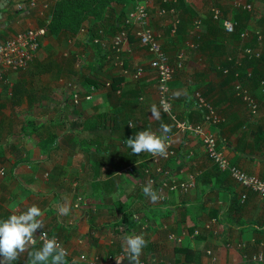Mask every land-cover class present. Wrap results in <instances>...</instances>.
I'll use <instances>...</instances> for the list:
<instances>
[{
  "label": "crops",
  "instance_id": "1",
  "mask_svg": "<svg viewBox=\"0 0 264 264\" xmlns=\"http://www.w3.org/2000/svg\"><path fill=\"white\" fill-rule=\"evenodd\" d=\"M43 1L32 6L30 0H0V42L44 25L49 10ZM252 1L256 5L261 0ZM160 5L148 2L150 23L174 64L187 45L193 47L188 37H200L185 30L180 38L173 32L172 14L159 15ZM132 7L130 3L128 13ZM263 11L245 24L264 32ZM184 16L188 18V12ZM92 24L89 19L75 35H44L30 65L8 72L0 81V219L13 209L37 205L44 222L37 232L47 230L60 237L68 250L67 264H118L117 257L124 255L123 237L132 233L143 234L147 241L140 260L149 264H244L246 253L264 250V197L219 170L201 139L179 132L161 111L152 56L138 38H131L127 51L133 46L134 52L120 65L111 37L90 40ZM199 48L194 49L197 57L210 62L206 68H195V53H185V66L172 82L175 112L203 123L194 95L205 83L204 92L211 90V99L221 103L217 107L224 117L218 130L222 149L231 162L264 179V98L259 86L253 92L261 100V111L254 115L241 100L226 94L228 86L222 85L225 79L217 71L218 49ZM139 66L144 72L136 77ZM204 70L219 78L205 79ZM118 77L115 90L107 83ZM76 93L81 98L77 105ZM152 104L159 109V119L151 114ZM162 123L171 128L167 135L177 154L163 159L158 171L151 154L133 155L125 141L134 129L159 135ZM152 176L177 183L192 178L195 185L188 192L171 191L165 202H152L143 194ZM65 203L70 212L60 215L58 207ZM120 264L129 261L124 258Z\"/></svg>",
  "mask_w": 264,
  "mask_h": 264
},
{
  "label": "built area",
  "instance_id": "2",
  "mask_svg": "<svg viewBox=\"0 0 264 264\" xmlns=\"http://www.w3.org/2000/svg\"><path fill=\"white\" fill-rule=\"evenodd\" d=\"M61 0H44L43 8L50 10L52 5H55ZM179 0H133L132 9L127 14L125 24L117 33L111 38L112 48L119 54L118 61L120 65H124V60L121 58V54L125 49L129 48L131 42V36L139 39L140 43L147 49L152 56L150 60V66L157 72L158 77V94H159V108L165 114H167L175 124L176 129L182 133H190L198 136L203 146L205 147L207 157L215 164L219 170L228 171L232 178L243 188L257 192L261 197H264V179L258 178L251 173H248L245 169L231 163L229 157L224 152L220 145L219 140V126L223 122L224 118L220 114L218 108L214 102L205 97L202 92L197 91L194 95L195 106L200 111L203 123H194L188 118H179L174 109V94L172 90V82L175 74L178 70L183 69L187 56L184 52H180L177 56L176 62H171L170 56L164 49L160 35L151 25V13L148 7V2L161 4L158 10L159 15H171L174 17L173 32H176V26L180 23V17L178 16V10L175 5L172 7H166V4H176ZM214 2V0H213ZM30 5L35 6L36 0H30ZM231 4L234 10H245L248 12H254L255 2L252 0H231ZM212 17L214 21L223 25L227 33L235 31L238 25L237 20L234 17V11L227 13L219 6L214 4L211 9ZM264 19V11L260 15ZM51 16L47 18V23L50 21ZM203 19L204 15L200 14L195 17L194 25L196 33L200 37L203 31ZM47 33L46 26L31 28L27 31L17 33L8 39L0 42V81L6 79V74L10 71L25 70L30 63L36 58L37 52L40 48V40ZM256 42V46H253V42ZM264 43V32L260 29H252L250 27L245 28L241 33V42L239 49L235 55L228 56L229 63H232V67L238 68L244 65L246 59H252L254 57H262ZM190 45L198 47L199 44L195 41H191ZM223 73L228 74L231 71V67H222ZM144 72V67L139 66L135 70V76L138 77ZM252 69H248V75L251 76ZM235 80L233 81L236 86V94L241 98L243 104L254 115H257L261 111L260 98L246 86H243L240 81L239 71L235 72ZM110 85V83H107ZM261 97L264 98V80L259 85ZM76 103H79V96L76 94ZM164 102L162 105L161 102ZM211 127L216 129L213 130ZM168 148L167 155L164 157H153L152 161L158 166L157 170L161 171L160 163L163 159L171 158L177 154L176 148L173 146L170 135L166 137ZM129 170H133V166L128 167ZM4 172H2L3 174ZM153 184V188L157 191L159 199L156 202H165L169 197L171 191L180 190L181 192H188L195 185V181L191 178L182 182H172L166 180H158L153 176L149 180ZM246 198V194L243 195ZM19 211V210H18ZM216 222V219L207 223V227L211 228L212 224ZM46 234L48 238L55 237L56 240L63 246L68 255V250L64 247L60 237L52 235L47 230L38 231L35 235L36 243L42 244V234ZM199 231L196 230L195 233ZM178 242H181L182 237H175ZM211 253V251H208ZM84 257V256H82ZM244 264H258L264 262V250H260L255 253H246L243 257ZM140 264H149L145 260H140Z\"/></svg>",
  "mask_w": 264,
  "mask_h": 264
},
{
  "label": "trees",
  "instance_id": "3",
  "mask_svg": "<svg viewBox=\"0 0 264 264\" xmlns=\"http://www.w3.org/2000/svg\"><path fill=\"white\" fill-rule=\"evenodd\" d=\"M132 1L133 0H61L52 7L50 22L46 24L48 30L47 34L55 35L59 33H69L75 35L83 29L85 23L89 19H93V24L89 26L88 29L91 35L90 40L93 41V39L97 37L106 39L108 37L114 36L117 33V31H119L122 28V26L125 24L128 14V6L130 3H132ZM214 4L219 5L224 10L225 13L229 12V10H227L226 7L220 5L215 0L214 2L213 0H211V5L208 11L204 12L206 17H204L203 19V31L200 34V38L196 37V40L197 43L200 45L199 50L201 51H206L210 48L218 49V51L221 54L220 55L221 57L219 60L220 62L217 64L218 65L217 71L219 73V76L225 79L224 81L225 83L222 85L228 86V91L226 92V94L229 97L238 98L239 100H241V98H239L236 94L237 90L233 82L236 78L235 72L239 71L240 73L239 78L243 86H246L251 91H253L256 87L258 88L261 81L264 80L263 69H262L264 68V50L262 57L260 58L254 57L252 59H246L243 66L238 68L232 67V63H229L228 61V56L234 55L237 49H239L240 46L239 44L241 42V33L245 28L248 27L249 24L246 25L245 22H248V20L252 16V13L245 10H237L234 13V17L237 20L238 25L236 26L234 32L227 33L223 25L214 21L212 17L211 9L212 7H214ZM173 5L175 6L180 5L182 6L185 12H188V18H185L184 16L185 13L182 12L180 16V23L175 25L177 35L181 38L185 30L192 33L196 32L194 20L192 22V18L194 17L193 19H195V17L199 15L195 13L196 10L191 5L190 6L185 5V2L183 0H179L178 3L176 4H167L169 8L172 7ZM186 19H191V21H187ZM132 37L133 36H131V38ZM252 44L253 46H256L255 41ZM229 66L231 67V71L228 74H224L222 67H229ZM249 68L252 69L251 76L248 75ZM120 80L121 79H119L118 77L115 79L114 82L112 83L109 82V83L110 85L112 84L113 88L116 90L118 89V84L120 83ZM104 83L106 84L107 82ZM210 91L211 90L204 92L203 95L210 99L209 96ZM13 94L15 95V91ZM76 94L79 96V103H80L81 101L80 94L79 93ZM75 100L76 97L74 98V104L76 105L79 104L76 103ZM194 102H195V97H194ZM213 102L216 105V107L220 103V101L216 99ZM196 109L198 110V108ZM198 112L200 114L199 110ZM104 116L105 114L101 115V117ZM216 129L214 128L213 130L216 131ZM133 132L135 133L136 129H134ZM231 163L237 165L233 162ZM108 185L109 184H105L102 186L107 188L109 187ZM194 231L196 232V230ZM40 247H42V244L37 243L33 247H31L29 251L39 249ZM185 251H187V249ZM24 254H25L24 258H22L23 255H21L20 258L16 261H13L12 264H27L29 258L27 253ZM65 259L68 260V257L66 256Z\"/></svg>",
  "mask_w": 264,
  "mask_h": 264
},
{
  "label": "clouds",
  "instance_id": "4",
  "mask_svg": "<svg viewBox=\"0 0 264 264\" xmlns=\"http://www.w3.org/2000/svg\"><path fill=\"white\" fill-rule=\"evenodd\" d=\"M51 10L52 8L49 10L47 18L51 15ZM48 23L46 19L42 26H46ZM161 103L164 104L163 101ZM150 111L154 119H159L160 112L156 104L150 106ZM129 126L131 127V125ZM170 132L171 128L162 123L159 135L151 130L135 132L125 141V144L131 149L133 155L149 153L153 157H164L167 155L169 146L166 137ZM143 194L152 202H156L160 198L150 181L143 186ZM69 212L70 207L67 203L59 205L58 213L60 215H68ZM42 216V210L33 204L24 211L13 209L7 218L0 219V264H12L24 253H27L29 258L27 264H67L65 259L67 253L63 246L55 237L48 238L42 232V247L29 251L36 243L37 230L44 228ZM146 245L147 241L143 234L125 235L123 237L124 255L117 257L118 264L124 258H127L129 264H140V256Z\"/></svg>",
  "mask_w": 264,
  "mask_h": 264
},
{
  "label": "rangeland",
  "instance_id": "5",
  "mask_svg": "<svg viewBox=\"0 0 264 264\" xmlns=\"http://www.w3.org/2000/svg\"><path fill=\"white\" fill-rule=\"evenodd\" d=\"M190 3V5L191 6H195V8H197V10H200V12L201 13H203V12H207L208 11V9H209V7H210V5H211V0H188ZM215 1H218V3H219V1L220 0H215ZM264 1V0H263ZM262 0L259 2H256V5H255V10H254V12H252V16H251V18L253 17L254 18V16H256L257 14H259L260 13V11H262L263 9H264V2H263ZM203 3H205V5H204V7H202L201 8V6L203 5ZM220 5H223L224 7H226V9L227 10H229V11H234V13L237 11V10H234L233 9V7H232V4H231V0H221L220 1V3H219ZM177 8V10L180 12V16H181V13L183 12V13H187V12H185L184 11V9L182 10V8L181 7H176ZM150 13H151V11H150ZM196 13V12H195ZM152 14V13H151ZM204 15V14H203ZM154 18V16H152V19ZM194 18V17H193ZM192 18V22H193V19ZM168 19V18H167ZM253 20V19H252ZM172 27V26H171ZM258 28V27H257ZM171 29V28H170ZM188 38H191V41H195V42H197V40H196V37L194 36V34L193 35H191L190 37H188ZM190 41V40H189ZM187 47H189V48H191V49H188ZM187 47H186V49L185 50H183L184 51V53H190L191 52V54L192 53H195V54H193L192 56H193V60L195 61V63H196V66H195V68H206L205 66H206V64H209V62H210V60H208V58H203V57H201V56H199V57H197V54H196V52H194L195 50L194 49H196V48H198V47H190L189 45H187ZM192 49H193V51H192ZM237 51H238V49H237ZM237 51L235 52V54L237 53ZM132 52H134V48H133V46H131V50L130 51H127V49L124 51V53H123V57H122V59H124V62H127L128 60H129V56H130V54H132ZM234 54V55H235ZM116 56H117V54H115ZM197 57V58H196ZM202 74H203V76H205V79L208 77L209 79H213V78H219L218 76H216L215 74H213V73H211V72H209V74H207V71H203V72H201ZM202 74H200L199 76L201 77L202 76ZM216 76V77H215ZM200 91V92H202V93H204V90H205V83H202V85L199 87V88H196L195 89V91ZM210 99H211V97H210ZM262 141H264V139H262ZM23 258V257H22Z\"/></svg>",
  "mask_w": 264,
  "mask_h": 264
},
{
  "label": "water",
  "instance_id": "6",
  "mask_svg": "<svg viewBox=\"0 0 264 264\" xmlns=\"http://www.w3.org/2000/svg\"><path fill=\"white\" fill-rule=\"evenodd\" d=\"M256 158L262 159L263 156H259V155H254Z\"/></svg>",
  "mask_w": 264,
  "mask_h": 264
}]
</instances>
